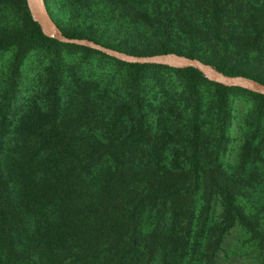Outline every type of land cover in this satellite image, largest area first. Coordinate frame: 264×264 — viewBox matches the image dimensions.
<instances>
[{
    "label": "trees",
    "instance_id": "trees-1",
    "mask_svg": "<svg viewBox=\"0 0 264 264\" xmlns=\"http://www.w3.org/2000/svg\"><path fill=\"white\" fill-rule=\"evenodd\" d=\"M44 2L67 37L264 84V0H65L97 34ZM0 9L19 19L0 32V264H264V95L59 42L26 0ZM236 94L252 115H231Z\"/></svg>",
    "mask_w": 264,
    "mask_h": 264
},
{
    "label": "water",
    "instance_id": "water-1",
    "mask_svg": "<svg viewBox=\"0 0 264 264\" xmlns=\"http://www.w3.org/2000/svg\"><path fill=\"white\" fill-rule=\"evenodd\" d=\"M26 2L33 19L39 24L43 34L59 42L85 46L129 63L159 64L170 67H193L201 71L203 75L211 81L228 87H240L264 95V84L242 75L223 74L213 66L197 58H189L174 53L132 55L103 46L89 39L67 37L51 18L44 0H26Z\"/></svg>",
    "mask_w": 264,
    "mask_h": 264
},
{
    "label": "rangeland",
    "instance_id": "rangeland-1",
    "mask_svg": "<svg viewBox=\"0 0 264 264\" xmlns=\"http://www.w3.org/2000/svg\"><path fill=\"white\" fill-rule=\"evenodd\" d=\"M12 2H16L18 0H11ZM49 4V11L52 17L61 24V26L65 29H70L72 31L78 33H89V34H97L100 33V28L97 27V23L93 22L91 19L87 18L85 15H81V11L79 7H75L72 2L64 3L65 0H47ZM67 1V0H66ZM19 24V19L14 12L10 9H6L5 11L0 9V32L2 30L9 29L10 27H15ZM110 36V35H109ZM113 37V36H110ZM120 37H117L116 40H111L114 43H117ZM127 46L136 45L138 48L142 47H154L156 44L155 41H141L134 42L132 39L123 41ZM183 53L186 51L185 46L180 49ZM39 54L37 51L32 54ZM175 54V53H174ZM207 54H210L207 52ZM180 55V54H179ZM40 56V54H39ZM184 56V55H183ZM235 61V60H231ZM236 63V62H231ZM240 68L244 69L245 66L241 65ZM208 79V78H207ZM202 97L207 105L212 104V96L211 90L206 89L205 86H202ZM255 103L252 99H248L243 96V94H236L235 96L230 98L229 107L231 115H252L253 107ZM236 130H233L235 133ZM234 155L235 153L232 152Z\"/></svg>",
    "mask_w": 264,
    "mask_h": 264
}]
</instances>
